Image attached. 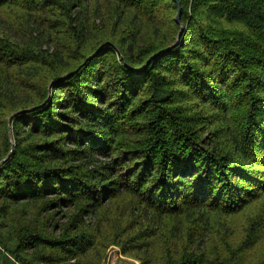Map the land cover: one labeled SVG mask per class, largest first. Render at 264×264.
Listing matches in <instances>:
<instances>
[{"label":"trees","instance_id":"obj_1","mask_svg":"<svg viewBox=\"0 0 264 264\" xmlns=\"http://www.w3.org/2000/svg\"><path fill=\"white\" fill-rule=\"evenodd\" d=\"M178 1L0 0V264H264V0Z\"/></svg>","mask_w":264,"mask_h":264},{"label":"rangeland","instance_id":"obj_2","mask_svg":"<svg viewBox=\"0 0 264 264\" xmlns=\"http://www.w3.org/2000/svg\"><path fill=\"white\" fill-rule=\"evenodd\" d=\"M9 121H10V119H9ZM10 129H11V126H10ZM259 207H251L247 211V214L253 213V216H255L254 212L256 210H258ZM63 211L66 213L68 210H67V208H64ZM243 216L244 215L236 216L234 219L237 220V222H241L244 219ZM60 217L62 218V215ZM64 219L66 220V218H64ZM65 220H63V221H65ZM261 249H263V248H261ZM261 249H260V251H261ZM260 251L256 250L255 254L259 253ZM255 254H253V256H255ZM101 264H142V261L135 256L125 254L123 252L122 248L118 244H112L105 251Z\"/></svg>","mask_w":264,"mask_h":264},{"label":"water","instance_id":"obj_3","mask_svg":"<svg viewBox=\"0 0 264 264\" xmlns=\"http://www.w3.org/2000/svg\"><path fill=\"white\" fill-rule=\"evenodd\" d=\"M177 2H178V5H179V10H178V14H177V19H178V21L180 22V17H181V11H182V9H181V6H180V4H179V1L178 0H176ZM181 33H182V31H181ZM181 33H180V35H181ZM12 120V117L10 118V121ZM8 158H9V156L2 162V163H4L6 160H8Z\"/></svg>","mask_w":264,"mask_h":264}]
</instances>
